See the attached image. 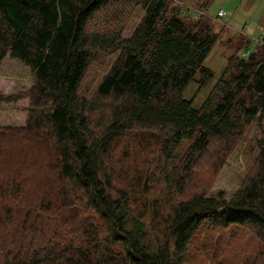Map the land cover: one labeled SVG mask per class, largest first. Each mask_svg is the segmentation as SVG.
I'll return each mask as SVG.
<instances>
[{
	"label": "trees",
	"instance_id": "1",
	"mask_svg": "<svg viewBox=\"0 0 264 264\" xmlns=\"http://www.w3.org/2000/svg\"><path fill=\"white\" fill-rule=\"evenodd\" d=\"M194 3L0 0V65L8 55L31 73L28 89L0 93L28 98L25 123L0 126V264H228L230 241L211 235L239 228L257 241L249 264H264V133L229 198L187 190L197 163L217 167L261 124L264 37L227 58L195 108L183 93L197 73L199 86L213 77L203 62L218 32ZM111 54L90 92L89 71ZM150 144L153 167L130 160Z\"/></svg>",
	"mask_w": 264,
	"mask_h": 264
},
{
	"label": "rangeland",
	"instance_id": "2",
	"mask_svg": "<svg viewBox=\"0 0 264 264\" xmlns=\"http://www.w3.org/2000/svg\"><path fill=\"white\" fill-rule=\"evenodd\" d=\"M185 5L195 6L194 0H183ZM205 13L213 19L214 30L218 32V38L212 49L206 56L203 65L209 68L213 77L202 86L198 84L199 73L186 86L183 96L192 102V106L198 108L211 94L219 76L223 73L227 58L237 51L242 55L245 51H252L259 40L264 37V0H203ZM222 9L225 15L217 18V11ZM143 14L139 7L134 8L129 16L122 36L127 37ZM116 54L109 55L102 65L92 67L86 82L91 83L90 92H93L102 76L107 72ZM31 85V73L29 68L20 60L8 55L0 65V93L16 94L28 89ZM28 98H22L15 102L0 101V126H22L26 120V107ZM264 133V118L261 124L253 122L245 135L237 144L229 149L224 157L217 163V167L203 165L202 159L195 166L192 182L187 190L190 192L204 188L209 195H216L222 191L225 198H229L240 186L242 180L249 174L258 151V140ZM154 144L147 145L137 155L131 156L130 160L136 165L149 161L151 167L157 161L158 154ZM199 181L195 183V181ZM155 191H162L160 184L154 185ZM189 191H187L189 193ZM233 237H232V235ZM223 236L224 240L230 241L231 254L226 257L229 264H249L256 254L257 241L244 228L228 231H214L212 238ZM204 238V233L199 238ZM196 241L194 242V244ZM201 240L196 246L201 245ZM197 254V253H196ZM207 264L210 261L203 260L197 255L194 264ZM235 262V263H233Z\"/></svg>",
	"mask_w": 264,
	"mask_h": 264
},
{
	"label": "built area",
	"instance_id": "3",
	"mask_svg": "<svg viewBox=\"0 0 264 264\" xmlns=\"http://www.w3.org/2000/svg\"><path fill=\"white\" fill-rule=\"evenodd\" d=\"M183 5H184V8H188V9H190V10H194V9L190 8V6H188V5H185V4H183ZM224 15H225V11H224V10L219 9V10L217 11V17H218V18H221V17H223ZM248 53H249V51H245V53H244L243 55H248Z\"/></svg>",
	"mask_w": 264,
	"mask_h": 264
}]
</instances>
